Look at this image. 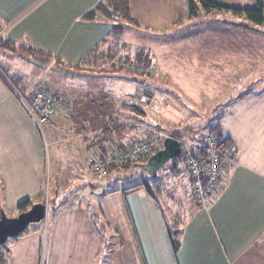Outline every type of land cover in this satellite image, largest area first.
I'll return each instance as SVG.
<instances>
[{"label": "crops", "instance_id": "crops-1", "mask_svg": "<svg viewBox=\"0 0 264 264\" xmlns=\"http://www.w3.org/2000/svg\"><path fill=\"white\" fill-rule=\"evenodd\" d=\"M100 1L0 0V39L48 54L54 63L59 59L61 67H79L78 71L70 70L76 74L71 77H27L13 69L12 65L20 64L10 63L15 56L0 51V66H4L0 72L21 75L15 89L22 97L29 99L41 89L57 103L54 118L39 129L0 77V207L13 218L23 201L28 200L30 207L46 205L44 231L42 222L33 224L29 233L6 242L0 264H38L42 246L48 264H109V260L100 259L109 251L103 244L107 237L99 231V222L109 225V219L113 225H126L141 264H264V106L260 107L264 94L247 92L221 116V134L230 141L235 160L224 165L221 185L203 207L191 202L189 182L178 168L184 182L177 183L179 190L173 194L178 196L177 204L168 200L170 196L166 199L172 203L168 207L174 215L179 214L178 203L184 210L175 231L180 244L176 253L158 200L142 189L103 193L95 183L99 180L91 171V157L107 156L148 138L159 128L168 130L155 122L132 121V108L146 117L145 111L136 107L151 103L153 93L148 91L146 80L115 77L116 89H98L90 95L75 87L78 82L97 78L81 74L92 72L90 69L113 46L111 25L83 19ZM214 1L234 7L242 0ZM127 2L138 27L151 34L169 32L178 24L179 11L187 8L188 12L186 0ZM130 30L125 28L122 42ZM203 32H211L210 26ZM29 60L26 63L30 64ZM170 79L175 83L174 77ZM135 84L144 86V92ZM162 91L170 95L168 90ZM134 94L141 100L131 104L128 101ZM143 96L149 102L142 101ZM230 112L235 115L233 120ZM254 114L262 119L259 130L250 122ZM116 174L110 170L103 180L111 183ZM104 202L107 205L102 206Z\"/></svg>", "mask_w": 264, "mask_h": 264}, {"label": "rangeland", "instance_id": "rangeland-1", "mask_svg": "<svg viewBox=\"0 0 264 264\" xmlns=\"http://www.w3.org/2000/svg\"><path fill=\"white\" fill-rule=\"evenodd\" d=\"M232 6L251 9V7L255 8L256 4L254 0H242L239 4ZM186 12L187 8L186 11H179L178 24L167 33L152 31L153 34L155 33L153 35L143 27H131L132 30L125 37V43L121 41L126 46L129 45V49H120L122 53L120 55L124 57L128 55L130 62H127L123 69L110 64L97 63V68L94 66L93 72L85 71L81 74L83 77L97 78L83 80L74 85L81 90H86L84 93L90 95L99 91L98 89L110 91L113 88L116 89L118 82L115 77H133L138 79V82L139 79L146 80L148 91L153 93L151 103L139 104L136 107L143 109L146 117L139 116L132 108V121L143 120L148 125L155 122L161 128L168 130L166 133L159 128L154 134L166 138L172 132L181 133L179 140L183 150H203L204 143L208 137L213 136L212 130L219 125L221 116L225 113L227 104L233 100L232 98L247 92L264 94V23L249 24L230 12H199L196 18L186 17L188 15ZM207 26H210L209 33L203 32ZM133 29L137 30V33ZM111 51L113 53L117 51L114 40L112 48L107 50V53ZM139 52H143L141 54L149 58V67L146 69L134 64L133 56ZM15 57L10 63L17 61L20 64L15 66L11 64L13 69L22 71L27 74V77H44L45 79V77H59L57 75L61 76L63 73H66L67 77L76 75L61 67L57 61L55 63L49 61L48 56L45 55ZM25 57L32 59L29 60L30 64L26 63ZM1 69H4V66H0ZM2 71L8 78L12 77L9 72ZM170 77H174L175 83ZM135 85L136 88L140 86ZM141 86L140 90L144 92V86ZM133 87L130 88L132 94ZM162 90H168L170 95L166 96ZM108 94L110 96V93ZM145 94L147 95V92ZM134 95L135 97L128 101L131 104L139 103L141 100L136 97L137 94ZM93 97L96 99V96ZM121 97L123 98L124 95L122 94ZM146 102H149L148 99ZM261 104L263 105L260 107H263L264 98ZM234 118L235 115L230 112L229 119ZM250 122L253 128L258 130L263 124L261 117L257 114L251 117ZM143 164L136 163L130 168L119 169L116 179L114 178L111 183L110 180L95 183L103 193L113 189L122 190L141 183L146 184L159 201L170 230L175 232L182 223L184 210L178 203L177 216L169 210L168 206L171 202L177 204L175 200L178 196L173 194L179 190L177 185L184 181L178 175L179 173L171 171V161L163 170L157 172L155 178L147 175L141 167H137ZM169 196L171 199H168ZM166 199L171 202H167ZM105 205L107 202L102 204V206ZM99 223L100 233L104 234L108 240L106 242L104 237L103 244L109 251V254H103L100 259L109 260V264L112 260L113 264H141L126 225H113L110 219L109 225L102 220ZM42 225L44 231V221L41 228ZM29 226L24 234L30 232H28ZM11 240L13 239H9L7 243ZM48 261L49 259L45 258V248L42 246L38 264H48Z\"/></svg>", "mask_w": 264, "mask_h": 264}, {"label": "trees", "instance_id": "trees-1", "mask_svg": "<svg viewBox=\"0 0 264 264\" xmlns=\"http://www.w3.org/2000/svg\"><path fill=\"white\" fill-rule=\"evenodd\" d=\"M187 2V7H188V16L189 18H196L199 12H204V13H210V12H230L232 15L244 19L246 22L249 24H255V25H261L264 23V5H263V0H254L256 7L255 8H234V7H229L225 6L217 1L214 0H186ZM84 21H88L91 23H101V24H108L112 26V37L115 41L116 44V52H109L106 53L107 55L102 58V61H100L98 64H110L113 66L118 67L119 69H123L124 65L127 62H130V57L127 55V57L122 56L120 54L121 51L120 49H129L128 46L125 44L121 43V37L123 35V32L126 27H138L137 22L135 19L132 17L131 12H130V7L127 2V0H101L98 5L91 10L89 13H87L84 16ZM255 30V29H254ZM118 46V47H117ZM0 51L7 52L13 56H19V57H24V56H38V55H45L48 56V54L35 51L31 48H25L24 46L17 45L11 41L8 40H2L0 39ZM139 52L136 53V55L133 56V61L135 62L134 64L141 66L142 68L146 69L149 67V58L147 56L142 55ZM59 64L60 60L55 59ZM62 65V64H61ZM63 66V65H62ZM95 67L97 68L96 64ZM64 69L67 70H72V71H78L79 67L78 66H63ZM63 69V70H64ZM94 69V68H93ZM93 69H90V71L93 72ZM3 72V71H2ZM72 72L71 74H74ZM8 81L9 83L14 87L17 88V82L20 81L21 75L19 73H15L12 75V77L16 78V80L12 77L8 78L7 75L4 73L2 74ZM59 76V75H57ZM67 77L68 75L66 73H63V75L59 77ZM78 76V75H77ZM146 93V92H145ZM249 93H245L242 96H239L231 102L227 104V106H230L233 102L241 100L243 97L247 96ZM223 115V114H222ZM214 133L211 134L213 136H210L212 138L220 140V145L225 146L229 145L230 141L226 138L223 137L221 134V129L220 125L215 127L214 130H212ZM169 137H172L175 140H178L180 142L181 138V133L177 132H172L169 134ZM183 150V149H182ZM191 152L194 154L195 157L198 159L206 158L209 154L207 151V146L204 143L203 150H191ZM178 159H173L171 160V171L174 172L176 171L179 173L178 169ZM132 164H128L123 166L122 168H119L120 170L123 168H130ZM140 167V166H137ZM119 169H112L118 171ZM144 190V192L155 202H157V199L155 196L152 194V192L149 190L148 186L146 184H137L131 187H126L123 189V192H135L138 190ZM117 190L111 191L116 192ZM30 208V202L28 200L23 201L19 203L16 207L17 211L19 213L25 212ZM1 207H0V215H1ZM26 231V230H25ZM169 237L171 241V246L173 249V252L176 253L178 248H179V241H177L176 236L177 232H171L169 231ZM21 235H24L21 234ZM5 246V245H4ZM4 246H0V262L2 263L4 261V252L2 251ZM2 251V252H1Z\"/></svg>", "mask_w": 264, "mask_h": 264}, {"label": "built area", "instance_id": "built-area-1", "mask_svg": "<svg viewBox=\"0 0 264 264\" xmlns=\"http://www.w3.org/2000/svg\"><path fill=\"white\" fill-rule=\"evenodd\" d=\"M0 77L22 102L39 129L54 118L57 103L45 90H37L29 99H25L1 72ZM164 138L153 134L137 143L115 150L107 156L91 157L90 167L94 178L101 181L112 169H119L128 164L145 163L151 155L162 148ZM205 144L209 152L206 158L198 159L190 149H181L178 157V168L183 171L184 177L189 182L191 202L197 207H203L207 200L216 194L221 185L222 168L226 163L235 160L234 149L230 145L219 147L220 140L212 137H208Z\"/></svg>", "mask_w": 264, "mask_h": 264}, {"label": "water", "instance_id": "water-1", "mask_svg": "<svg viewBox=\"0 0 264 264\" xmlns=\"http://www.w3.org/2000/svg\"><path fill=\"white\" fill-rule=\"evenodd\" d=\"M145 100H147L146 96L143 97L142 101ZM181 149L182 147L178 140L172 137H166L162 142V148L151 155L140 167L147 175L155 178L157 172L163 170L168 162L179 157ZM45 216V204H34L27 211L21 212L13 218H8L5 213L1 211L0 246L5 245L9 239L18 238L25 232L29 225L43 222Z\"/></svg>", "mask_w": 264, "mask_h": 264}]
</instances>
